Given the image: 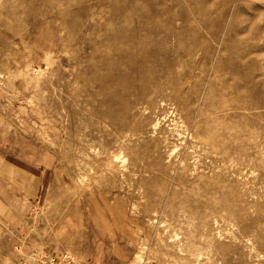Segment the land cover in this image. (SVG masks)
<instances>
[{"label":"rangeland","instance_id":"1","mask_svg":"<svg viewBox=\"0 0 264 264\" xmlns=\"http://www.w3.org/2000/svg\"><path fill=\"white\" fill-rule=\"evenodd\" d=\"M18 232L264 264V0H0V264Z\"/></svg>","mask_w":264,"mask_h":264},{"label":"crops","instance_id":"2","mask_svg":"<svg viewBox=\"0 0 264 264\" xmlns=\"http://www.w3.org/2000/svg\"><path fill=\"white\" fill-rule=\"evenodd\" d=\"M17 235H15L16 237V243H17V248L21 249L25 258L30 257L34 254L36 255H44V254H50V255H57V256H62V255H69L71 258H74L79 262H87L86 260H82L79 259L78 257H76L75 255H72V253H69L68 251H63V250H52L51 248H40V246H31L28 244V242H26L23 239L22 234L20 235L19 232L16 233ZM27 244V245H26Z\"/></svg>","mask_w":264,"mask_h":264},{"label":"built area","instance_id":"3","mask_svg":"<svg viewBox=\"0 0 264 264\" xmlns=\"http://www.w3.org/2000/svg\"><path fill=\"white\" fill-rule=\"evenodd\" d=\"M23 264H83L79 261L76 262L74 258H71L69 255H32Z\"/></svg>","mask_w":264,"mask_h":264},{"label":"bare ground","instance_id":"4","mask_svg":"<svg viewBox=\"0 0 264 264\" xmlns=\"http://www.w3.org/2000/svg\"><path fill=\"white\" fill-rule=\"evenodd\" d=\"M29 257H27V259H28ZM26 261V260H25Z\"/></svg>","mask_w":264,"mask_h":264}]
</instances>
